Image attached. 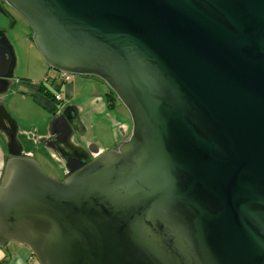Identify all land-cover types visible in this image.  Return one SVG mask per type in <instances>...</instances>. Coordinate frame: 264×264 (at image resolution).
Returning a JSON list of instances; mask_svg holds the SVG:
<instances>
[{"label": "water", "instance_id": "1", "mask_svg": "<svg viewBox=\"0 0 264 264\" xmlns=\"http://www.w3.org/2000/svg\"><path fill=\"white\" fill-rule=\"evenodd\" d=\"M4 2L50 68L105 82L132 129L88 163L80 145L57 180L0 102V248L39 264H264V0ZM15 66L0 29V93Z\"/></svg>", "mask_w": 264, "mask_h": 264}, {"label": "rangeland", "instance_id": "2", "mask_svg": "<svg viewBox=\"0 0 264 264\" xmlns=\"http://www.w3.org/2000/svg\"><path fill=\"white\" fill-rule=\"evenodd\" d=\"M0 29L4 30L11 40L16 55L11 85L0 93V101L5 103L18 126V138L24 145V151H33V157L39 162L43 171L54 179L62 180L64 177L62 168L43 150L45 142L41 141L52 115L48 108L40 104L37 98L25 89L36 84L42 87L39 92L47 102L53 103L49 94L54 93L62 82L58 77L59 72L50 68L44 61L30 37L31 28L21 14L14 10L8 16L0 14ZM66 83L73 84L75 93L70 100L64 102L82 107L80 116L87 125V137H90L93 143L107 151L130 135L132 121L128 110L117 96L112 100V107H109V102L104 96L106 87L99 78L70 74ZM66 83L62 85L61 93ZM43 89L49 94H45ZM1 134L8 151L7 137L2 132ZM33 264L39 263L34 259Z\"/></svg>", "mask_w": 264, "mask_h": 264}, {"label": "flooded vegetation", "instance_id": "3", "mask_svg": "<svg viewBox=\"0 0 264 264\" xmlns=\"http://www.w3.org/2000/svg\"><path fill=\"white\" fill-rule=\"evenodd\" d=\"M0 3L7 9L9 15L13 13L14 9L12 10L10 7H8L4 0H0ZM100 82L106 87L104 96L107 102H109V107H112V100L116 95L105 84V82H103L102 80H100ZM59 104L60 103L54 105L55 111L52 114V119L50 120L48 129L45 133L42 134L41 141L45 142L46 144H44L48 146L47 149L44 146L43 150L51 158L56 160L60 168H62L64 179L69 174L66 171L64 164L66 163L70 167H74L84 157L80 145L89 150V152L91 153V156L88 158L86 163L92 161L98 155L105 152V150L100 148L96 143H93L90 137H87V125L82 121V118L80 116L82 115L80 113L82 111V107H78L71 103L65 102L61 104V106ZM63 118L71 122V125L73 127L71 136L68 129L65 127V124L63 123ZM128 137H126L125 140H127ZM121 142L116 143L113 149H116ZM26 153L32 156L34 155L33 151H26Z\"/></svg>", "mask_w": 264, "mask_h": 264}, {"label": "crops", "instance_id": "4", "mask_svg": "<svg viewBox=\"0 0 264 264\" xmlns=\"http://www.w3.org/2000/svg\"><path fill=\"white\" fill-rule=\"evenodd\" d=\"M13 78V77H12ZM8 80L7 90L11 85V79ZM64 91L61 93L63 95V100L61 104L64 103L65 100H70L74 96V86L73 84H65ZM27 92L33 96H35L37 101L44 105L46 108L49 109L50 114L52 115L55 111L54 103H49L45 99L44 96L39 92L40 87L36 84L28 86L25 88ZM3 103L2 101H0ZM5 105V103H3ZM6 106V105H5ZM7 108V107H6ZM9 158V153L6 148V144L3 140L2 134L0 132V182L5 170V166L7 160ZM34 255L32 254L29 247L19 244L17 242H11L6 248H0V264H33L34 263Z\"/></svg>", "mask_w": 264, "mask_h": 264}, {"label": "built area", "instance_id": "5", "mask_svg": "<svg viewBox=\"0 0 264 264\" xmlns=\"http://www.w3.org/2000/svg\"><path fill=\"white\" fill-rule=\"evenodd\" d=\"M59 78H61L62 81H64L65 83L69 80L70 78V74L65 73V72H59ZM55 100L56 101H62L63 100V96L61 93H56L55 94Z\"/></svg>", "mask_w": 264, "mask_h": 264}, {"label": "trees", "instance_id": "6", "mask_svg": "<svg viewBox=\"0 0 264 264\" xmlns=\"http://www.w3.org/2000/svg\"><path fill=\"white\" fill-rule=\"evenodd\" d=\"M31 36H32V32L30 33V37H31ZM64 83H65V82L62 81L61 84L58 86L57 90H56L54 93H52V94H51V93L49 94V92H48L46 89H43L45 94H47V95L49 94V95H50V98H51V100L53 101L54 105L60 103L59 101H56V100H55V94H56V93H61V88H62V85H63ZM40 90H42V87H40ZM110 106H111V104H110Z\"/></svg>", "mask_w": 264, "mask_h": 264}]
</instances>
